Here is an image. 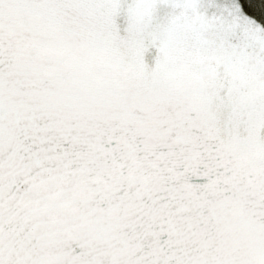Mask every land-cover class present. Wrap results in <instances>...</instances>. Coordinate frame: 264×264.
<instances>
[{
	"label": "snow or ice",
	"instance_id": "1",
	"mask_svg": "<svg viewBox=\"0 0 264 264\" xmlns=\"http://www.w3.org/2000/svg\"><path fill=\"white\" fill-rule=\"evenodd\" d=\"M0 264H264V0H0Z\"/></svg>",
	"mask_w": 264,
	"mask_h": 264
}]
</instances>
